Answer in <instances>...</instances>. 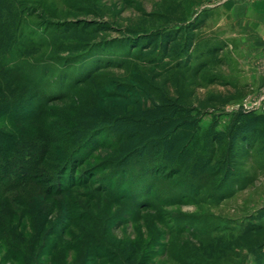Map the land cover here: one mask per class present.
Here are the masks:
<instances>
[{
    "label": "rangeland",
    "instance_id": "374dc122",
    "mask_svg": "<svg viewBox=\"0 0 264 264\" xmlns=\"http://www.w3.org/2000/svg\"><path fill=\"white\" fill-rule=\"evenodd\" d=\"M21 1L28 10L18 34L34 53L0 52V264H255L233 237L264 205V160L241 154L239 174L226 183L154 167L152 178L131 171L122 179L98 155L88 159V148L70 135L89 106L122 113L151 106L136 79L153 67L169 75L183 58L172 55L156 67L125 45L117 28L157 29V13L176 5L188 21L202 23L194 55L207 45L224 46L223 63L198 70L193 60L186 70L194 98L244 86L242 96L203 114L198 138L215 114L221 113L217 128H225L237 106L264 95V32L246 19L264 0ZM92 9L101 15H91ZM82 19L105 20L114 29L83 54L91 77L78 81L83 58L58 51L68 43L58 28ZM213 77L226 84L210 83ZM61 167L65 178L57 177ZM63 183L75 185L65 189Z\"/></svg>",
    "mask_w": 264,
    "mask_h": 264
},
{
    "label": "trees",
    "instance_id": "16d2710c",
    "mask_svg": "<svg viewBox=\"0 0 264 264\" xmlns=\"http://www.w3.org/2000/svg\"><path fill=\"white\" fill-rule=\"evenodd\" d=\"M180 7L176 5L157 13L162 24L157 29L117 28L125 45L137 49L142 60L156 67H161L169 56L183 58L182 61H176V70L169 75L153 67L136 79L148 96L151 106L138 107L129 113L110 112L97 105L89 106L79 115L70 138L76 146L88 148L85 152L88 159L93 160L98 155L101 164L109 162L114 170L117 169L115 175L122 179H126L131 171H140L152 178L154 167L184 169L192 178L212 175L226 183L239 174L241 154L251 153L264 160V112L239 107L230 113L223 129L217 128L221 113L215 114L203 140L198 138L203 114L209 110H220L242 96L244 86L236 84L234 91L194 98V91L189 89L184 80L186 70L190 69L193 60H199L196 63L198 70L205 69L210 63H223L219 54L224 46L222 42L207 45L208 47L194 55L196 47L201 43L198 29L202 23L197 20L188 21L179 11ZM26 8L21 0H0V52L17 49L25 56L34 53V49L23 45L18 34L20 21L25 10H28ZM90 14L101 15L96 9H92ZM113 29L105 20L66 22L59 26L58 33L68 43L61 45L58 51L78 56L80 60L83 54L86 55V52L105 42L106 36ZM84 58L75 69L78 72L83 69L78 81L82 77H91V70L87 71ZM101 69L102 66L96 67V70ZM219 79L213 77L209 82L226 84ZM102 133L110 134L111 141H102ZM71 160L76 162L75 159ZM61 168L57 177L65 178L67 169ZM26 183L28 182L24 184ZM74 185L75 183H63V188ZM3 208L0 204L1 212L4 211ZM10 214L16 215L15 212ZM233 238L236 246L247 249L254 256L255 264H264V205L248 217L240 232Z\"/></svg>",
    "mask_w": 264,
    "mask_h": 264
},
{
    "label": "crops",
    "instance_id": "0c3cea01",
    "mask_svg": "<svg viewBox=\"0 0 264 264\" xmlns=\"http://www.w3.org/2000/svg\"><path fill=\"white\" fill-rule=\"evenodd\" d=\"M246 19H248L251 22V24H252L251 26H253L252 29H254V31L256 30V31H259L261 33L264 32L262 30V29H264V6L263 5L252 6L251 10L248 14V17ZM259 27L260 28L262 27V29H259ZM254 31H253V35H255ZM262 35L264 36V33H262ZM259 45L262 46V43H260ZM261 46H259L258 48L260 49Z\"/></svg>",
    "mask_w": 264,
    "mask_h": 264
},
{
    "label": "built area",
    "instance_id": "2783aa9c",
    "mask_svg": "<svg viewBox=\"0 0 264 264\" xmlns=\"http://www.w3.org/2000/svg\"><path fill=\"white\" fill-rule=\"evenodd\" d=\"M253 105H247V104H243V105H239L237 106V108L239 107H243L245 109H259L262 105L264 106V95L260 96L258 99L254 100ZM262 109H264V107H262Z\"/></svg>",
    "mask_w": 264,
    "mask_h": 264
}]
</instances>
